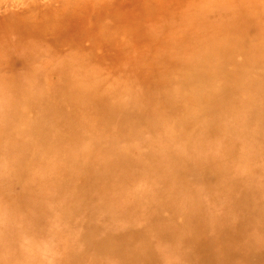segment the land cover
Masks as SVG:
<instances>
[{"label":"rangeland","instance_id":"rangeland-1","mask_svg":"<svg viewBox=\"0 0 264 264\" xmlns=\"http://www.w3.org/2000/svg\"><path fill=\"white\" fill-rule=\"evenodd\" d=\"M144 1L0 0V16L9 11L21 9L20 11H24L26 15L33 14L40 18L43 27L54 26L59 29L61 26L62 31L66 30L67 27H70L73 31L83 27L90 30L100 22L102 17H106L108 20H112L116 15H126L127 17L126 21L129 22V31L132 36L129 35L131 37L128 38L127 42L129 50H126V48L123 50L122 55L124 58L120 56L119 53L122 48L120 47L118 51L116 42L115 44L107 42V40L102 39V36L97 39L96 36L89 39L83 38L84 43L80 46V49L91 53L95 57L96 62L99 63L98 69L101 66L103 72L99 77L97 75L101 83L100 86L93 83L82 87L80 96L69 100V104L71 106L74 104L76 109V103L79 102L80 108H78L76 114V110L73 109L71 112L64 113L63 119H58L60 120V129H68L75 124L79 128V137L82 136L84 140L100 141L99 134L101 133L106 136L101 138L111 139L116 137L118 140L121 139L123 143L125 138L137 132L134 125L125 123L117 113L119 109H123L127 105L124 99L131 98L130 91L124 88V85L120 83L121 81L116 80L119 73L118 69L125 70L127 67L124 59L129 60L128 68L133 72L141 69L139 66L148 67L150 72L155 71L158 67L166 66L168 70L164 73L165 75L172 73L179 79L190 78L193 79V82H209L210 88L207 93L219 95L226 104L225 108L233 112L240 110L238 100L243 99L248 85L253 80L256 81L259 77H264L261 75V73H264V52H261L264 51V44L262 43L264 41L256 40L258 41L256 43L254 35H251L250 40H254L255 43L252 41L249 43L239 36V32L233 29L235 27L230 28L231 26L226 25L224 21L222 22L223 19L232 16L234 12H238L244 7L251 8L256 0H242V3L246 4L242 8L236 5L238 2L241 4V0H162L169 5L164 9H158L152 2V10H149L150 15L146 14L148 17L150 16L151 21L146 15L138 16L139 9L143 10L141 4ZM177 2L182 10H174L173 3ZM260 2L264 6V0H260ZM161 10H164L163 15H175L169 18L172 20L167 22L168 25L162 27L157 23V19L161 18L159 17L161 14L158 13ZM18 23L16 22V25ZM107 25L108 22H105L104 26ZM54 27L52 28L54 29ZM3 39L4 32L0 31V62L2 61V63L6 61L3 57L4 51L7 52L8 49H12V53H15L13 45L11 46L9 42L6 44ZM114 40H117V38ZM80 42L82 41L80 40ZM130 44H132L131 47ZM91 45L93 46L90 47ZM244 48H246V51L241 53L240 50ZM258 50H260V53H257ZM42 60V63H46L43 66H47L49 59ZM51 77L53 79L49 80L50 85L55 84L53 87H56L60 80L58 77H54L53 74ZM226 79L231 82L230 87L222 85L221 82ZM182 82L183 80H180V83ZM199 86L200 88L196 89L197 87L191 83L188 88H185V97L191 101V105H195L196 99L201 97L200 94L203 92L200 89L205 91V88ZM114 96L120 97V99L114 100ZM89 97L94 99L89 100ZM60 101L61 97H56L53 105L59 104ZM137 101V98H132V104L130 105L138 106ZM12 103L19 106V113L22 114L24 110H28L31 114L29 117L27 116L25 121H19L16 117H12L5 123L6 127H1L7 130L8 133L4 134L2 140H0V160L7 161L9 159V161H15V163H10L7 171L1 173L3 179L0 176V264H184L178 259L184 258L185 255L191 256L190 259L193 262L205 258L208 261H213L214 264H230V260H236V258L241 259L239 264H247L248 262L242 261V259L247 256H254L258 260V264H264V250L260 244L245 245L244 249L246 251L242 252L232 250L227 242L231 238L227 241H224L225 238H223L222 228L225 226L224 222L221 221L224 220H220L218 214L213 210L205 209L201 202H196L192 195L186 193V188L181 187V184H178L180 186H178L176 200H179L180 204L185 205L187 209L185 210L182 206L183 210L179 209L178 212H172L169 207L163 210L162 216L167 218L169 222L167 224L174 226L172 228L174 230H170L171 232H168V234L176 237L181 234V230L183 232L191 231L190 227L194 223L193 218L197 216H202L203 220H207L201 231H192L186 235L183 245H179V247L171 244L166 245L155 236L157 233L153 235L154 228L152 224L134 222L137 214H134L135 209L131 206L135 204L140 194V188H143V190L152 188V183H150L152 180L145 182L143 187L129 188L126 193L117 192L109 195V200L116 201L119 208L127 207L125 210L128 212V217L117 219L111 210H107L103 215L111 216L109 221L106 222L104 216H100L105 227L93 228L91 220L83 210L77 208L73 197L72 200H68L70 196L66 197L65 194H63L65 198L57 196L59 194L54 190L55 186L51 179L54 163L70 161L75 158L71 162L73 168H82L84 164L78 161L75 156L69 158L63 151L51 158L48 163L44 162L43 159L41 160L40 155L47 152L48 149L47 147L41 149L42 136L38 134V126L41 125L42 121L33 120V118L42 109L34 106L32 102L22 96H18ZM9 108L10 106L4 111L0 110L1 115L4 113V118L1 119L5 120V114H7ZM193 108V106L188 109L163 107V110H161L157 105L148 106L142 113V117L144 119L152 118L154 125L145 134L143 133L144 136L141 137L140 142L134 144L136 140L132 144L130 143L126 147V152L137 155L139 152L154 150L158 152L165 151L166 154L170 155L173 150L179 148L180 143L185 142L188 133L183 135L182 138L180 137L179 140L176 139L177 143L171 137V133H164L163 128L168 127L170 131L183 130L188 125L187 123L195 119L191 117L193 114L189 115ZM250 108L248 107V109ZM101 114H104L108 121L101 127L102 131L98 133L94 126V120H96V116L102 120ZM256 121L257 119L251 121L252 123L249 125H256ZM36 122L40 124L38 125ZM155 122L157 125H155ZM233 122L236 123V120ZM238 122L242 121L238 120ZM196 128L197 126L192 124L189 127V132H195ZM225 130L226 128H224ZM148 134H151L148 137L150 140H145ZM53 136L50 135L49 138L53 139ZM8 143L15 144L16 149L11 153L12 159L9 158V152L5 147ZM94 149L96 148L88 147L85 149L79 146L77 153L81 152L88 155ZM246 151H248L247 146L241 144L239 152L232 157V163L229 164L238 169L240 164H244L248 160ZM262 153L264 154V147ZM152 160L156 159H150L149 166L156 174L167 178L190 181L191 187L200 188L198 192L200 195H208L213 191L209 188V183L214 178V168H208L206 172L202 173H191L188 170L189 162L186 157L179 160L167 157L165 164L158 162V160ZM104 170L113 178L114 184L125 182L126 176L120 172L119 168L113 167V170ZM245 172L252 176V179L264 173L263 166L254 163L248 166ZM119 176H123L120 181L116 179ZM84 177H87L85 180L89 182V177L87 175ZM240 188L235 181L228 182L221 187H216L214 194L238 192ZM253 191L256 192V189H253ZM45 197H48L47 201H44ZM246 201L248 200L246 199ZM260 201L264 202V196L260 200L256 198L258 205ZM98 202L104 204V201ZM41 203L45 204L46 209H50V213L51 210H54L48 221L46 217L45 219L42 218L43 213L39 208ZM188 206H192V210H188ZM147 213V210H142L138 214ZM180 215H184L186 218ZM243 216L246 217V215ZM41 220H43L42 224H45L39 232L37 231L39 226L37 223H40ZM218 220L219 227H215L214 230L211 229L210 225L217 223ZM113 224L116 226L112 228L111 225ZM254 229L249 230L248 234H252ZM84 233L87 235L78 244L76 237L81 238ZM201 239H204L205 242L203 243ZM35 241L41 247L40 252ZM262 241L260 240L261 245ZM261 249L263 254H258V250Z\"/></svg>","mask_w":264,"mask_h":264},{"label":"bare ground","instance_id":"bare-ground-1","mask_svg":"<svg viewBox=\"0 0 264 264\" xmlns=\"http://www.w3.org/2000/svg\"><path fill=\"white\" fill-rule=\"evenodd\" d=\"M152 2L158 9H164L169 5L162 0H145L143 3L140 2L145 12L139 9L138 16L150 15L149 10H152ZM253 4L251 8L244 7L246 4L242 3L241 0V4L238 2L236 5L244 8L222 20L226 25L231 26L230 28L235 27L233 29L239 32V36L249 43L251 41L253 43H257L260 40L264 41V6L260 0L254 1ZM173 6L174 10H182L178 2L173 3ZM86 9L88 10V8ZM20 10L9 11L0 16V31L4 32L3 40L6 41V44L7 42L11 43L15 52L12 53V49H8L7 52L4 51L3 57L6 61L0 62V110L4 111L10 106L7 114H5V120L1 119L4 118V113L2 115L0 113V140H2L4 134L8 133L7 130L3 129L6 127L5 123L7 121L12 119V117H16L19 121H25L27 116L29 117L31 114L28 110H24L22 114L19 113V106L12 103L18 96H22L32 102L34 106L42 109L33 118V120L42 121L41 125L38 126V134L42 136L41 149L42 147H47L48 149L47 152L40 155V159L48 163L51 158L63 151L69 158L75 156L78 161L84 164L82 168H73L71 162L75 158L70 161L54 163L52 165L51 179L55 186L54 190L59 194L57 196L65 198L63 195L65 194L66 197L70 196L68 200H72L73 197L77 208L83 210L89 220H91L93 228L105 227L100 216L105 214L107 210H111L117 219L128 217V212L125 210L127 207L119 208L116 201L109 200V195L117 192L126 193L129 188L143 187L145 182L152 180L150 182L152 183V188L150 190L140 188V194L135 204L131 207L135 209L134 214H137L134 222L152 224L154 228L153 235L157 233L155 236L158 237L160 242L179 247V245L184 244L185 237L189 232L201 231L207 223V220H203L202 216H197L193 218L194 223L190 227L191 231L183 232L181 230V234L176 237L168 234V232H171L170 230H174L172 229L174 226L167 224L169 223L167 218L162 216L163 210L169 207L172 212H178L179 209H182V206L185 210L187 209L185 205L180 204L179 200H176L178 197V186H180L178 184H181V187L186 188V193L192 195L196 202H201L205 209L213 210L218 214L220 220H224L221 221L224 222L225 226L222 228L223 238H225L224 241L231 238L227 242L232 250L236 252L246 251L244 249L245 245L255 243L260 244L264 250V202L260 201L259 205L256 203V198L260 200L264 196H260L264 194V173L252 179V176L245 172L246 168L253 163L262 165L264 172V154L262 153L264 147V77H259L258 80H253L248 85L243 99L238 100L239 107H241L240 110L233 112L225 108L226 104H224L225 102L222 101L219 95L207 93L210 88L209 82L198 83L193 82V79L190 78L179 79L172 73L165 75L164 73L168 70L166 66L158 67L151 72L148 67L142 66V68L139 66L141 69L133 72L128 68L129 60L124 59L127 67L125 70L118 69L119 73L116 80L121 81L120 83L124 85V88L130 91L131 98L128 100L124 99L127 105L123 109H119L117 113L125 123L134 125L137 132L125 138L124 143L121 139H116V137L111 139L101 138L103 136L100 133L102 131L101 127L108 121L106 116L101 114L102 120L98 116L94 120V126L97 132L100 133V141L93 139L84 140L82 136L79 137V128L75 124L68 129H60L59 127V121L64 118V113L75 109L76 114L78 108H80L79 102L76 103V109L74 104L73 106L69 104V100L76 96L79 97L82 87L93 83L100 86L101 83L99 78H97V75L99 77L103 72L101 66L98 69L99 63L96 62L95 57L91 53L80 49V46L84 43L83 38L89 39L92 36L93 38L96 36L97 39L102 36V39L107 40V42L114 44L116 42L117 50L119 51L120 47L122 48L119 54L124 58L122 55L123 50L125 48L129 50L127 42L128 38L132 36L129 31V22L126 21L127 17L126 15H116L112 20L102 17L100 22L90 30L83 27L73 31L70 27H67L66 30L62 31L60 25L59 29L54 26H52L54 29L52 27H43L41 19L36 15H26L24 11ZM163 11L158 12L161 14L159 16L161 18L157 19V23L161 27L168 25L167 22L172 20L169 18L175 16L163 15ZM151 16L153 17V15ZM149 17L147 16V18ZM16 22L19 23L16 25ZM105 22H108L107 26H104ZM63 33L64 35H62ZM251 35H254L255 42L250 40ZM116 38L117 40H114ZM262 43L264 44V42ZM129 46L131 47L132 44ZM240 51L244 53L246 48ZM261 52L264 51L262 50ZM257 53H260V50ZM42 59H49L47 66H43L46 63H42ZM52 74L60 80L56 87H53L55 84L53 86L50 85L49 80L53 79L51 77ZM261 75L264 76V73H261ZM180 80H183V82L180 83ZM191 83L197 87L196 89L200 88L199 85L205 88V91L200 89L203 93L200 94V98L196 99L195 105H191V101L185 97V88H188ZM221 83L223 86L230 87L231 85V82L227 79ZM56 97H61V101L59 104L53 105ZM132 98H137L138 106L130 105L132 104ZM90 99L94 98L89 97ZM119 99L120 97L114 96V100ZM156 105L161 110H163V107L177 109L183 107L188 109L193 106L194 108L189 112V115L193 114L191 117L195 119L187 123L188 125L183 130L170 131L168 127L163 128L164 133H171V137L175 140H179L180 137L182 138L187 133L188 137L170 155L166 154L165 151L158 152L154 150L139 152L137 155L135 153L133 155L128 154L126 147L136 140L134 144L140 142L145 132L154 125V120L152 118L144 119L142 113L148 106ZM248 107L251 108L248 109ZM256 119L257 124L250 126L251 121ZM234 120H236V123L233 122ZM238 120L242 122L239 123ZM36 123L40 124L39 122ZM192 124L197 126V130L190 133L189 127ZM155 125H157L156 122ZM224 128H226L225 131ZM50 135H54V138H49ZM149 136L151 134L146 135L145 140H150ZM177 140L176 142L178 143ZM241 144L247 146L248 151H246V154H248V160L244 164H240L238 169H235L229 163H232V157L239 152ZM79 146L85 149L88 147L96 149L92 150L91 154L85 155L81 152L77 153ZM5 147L9 152V158L12 159L11 153L16 149L15 144L8 143ZM167 157L176 160L186 157L189 162L188 170L191 173H202L206 172L208 168H214V178L209 183V188L213 191L208 195H200L198 194L200 188L191 187L190 181H184L179 178H167L156 174L149 166V160L156 159L158 162L165 164ZM10 163H15V161H9V159L7 161L0 160V176L2 179L3 175L1 173L7 171ZM113 167L119 168L120 172L126 176L123 184H114L113 178L105 173L104 169L110 171L113 170ZM85 175L89 177V182H86L85 179L87 177H84ZM122 177L119 176L116 179L120 181L123 179ZM234 181L241 187L238 192L214 194L216 187H221L228 182ZM253 189H256V192ZM180 192L182 193L181 189ZM50 198L52 199L51 196ZM47 200L48 197H45L44 201ZM98 201H104V204ZM39 208L43 213L42 218L45 219L46 217L48 221L54 210H51L50 213V209H46L45 204L42 203ZM142 210H147L148 213L138 214ZM188 210H192V206H188ZM243 215H246V217ZM180 216L186 218L184 215ZM110 219L111 216H104L106 222ZM42 221L37 223L39 225L37 231L39 232L45 224L44 222L42 224ZM218 225H220L219 220L217 223L211 224L210 228L214 230L215 227H219ZM115 226L114 224L111 225L112 228ZM252 229H254L252 234H248V231ZM86 235L84 233L81 238L76 237L78 244L84 240ZM57 237L59 238L58 235ZM260 240H263L262 245ZM201 241L205 242L204 239H201ZM35 243L40 252V245L37 241ZM29 250L31 251V248ZM191 250L193 251V249ZM258 254H263L262 249L258 250ZM215 256L218 259L217 255ZM258 257L263 258L261 256ZM190 258L191 256L185 255L184 258H179L178 260L184 262V264H214L213 261H208L205 258L199 259L198 262H193ZM242 261L248 262L247 264H258V260L254 256L244 257ZM240 262L241 259L239 258L230 260V264H239Z\"/></svg>","mask_w":264,"mask_h":264}]
</instances>
